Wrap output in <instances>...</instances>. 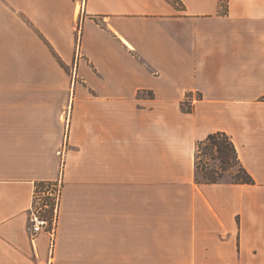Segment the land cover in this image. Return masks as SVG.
Here are the masks:
<instances>
[{"label": "crops", "instance_id": "1", "mask_svg": "<svg viewBox=\"0 0 264 264\" xmlns=\"http://www.w3.org/2000/svg\"><path fill=\"white\" fill-rule=\"evenodd\" d=\"M178 1L0 0V264H264V0ZM215 132L254 185L195 182Z\"/></svg>", "mask_w": 264, "mask_h": 264}, {"label": "trees", "instance_id": "2", "mask_svg": "<svg viewBox=\"0 0 264 264\" xmlns=\"http://www.w3.org/2000/svg\"><path fill=\"white\" fill-rule=\"evenodd\" d=\"M172 6L180 7L178 0H167ZM218 7L223 10V1H218ZM62 67L63 63L56 57ZM191 95H187L186 98ZM200 99V96H197ZM264 100V97H262ZM187 100L180 105L181 111L191 113L192 107ZM195 182L199 185L216 184L228 176L229 182L234 185H254V179L240 163L236 148L230 137L224 132L208 134L196 144L194 159ZM49 190V191H48ZM48 191V193H47ZM46 192V193H45ZM45 194L42 202L41 216L51 222L55 209L58 210L60 190L57 182L38 181L34 183L33 195Z\"/></svg>", "mask_w": 264, "mask_h": 264}, {"label": "built area", "instance_id": "3", "mask_svg": "<svg viewBox=\"0 0 264 264\" xmlns=\"http://www.w3.org/2000/svg\"><path fill=\"white\" fill-rule=\"evenodd\" d=\"M43 207L46 208V206ZM41 212V207H31L28 217V230L31 232L32 236H35L36 234H39L41 232H46L53 240L56 230L57 210L55 209L50 223H48V221L41 216Z\"/></svg>", "mask_w": 264, "mask_h": 264}, {"label": "rangeland", "instance_id": "4", "mask_svg": "<svg viewBox=\"0 0 264 264\" xmlns=\"http://www.w3.org/2000/svg\"><path fill=\"white\" fill-rule=\"evenodd\" d=\"M75 5L78 6V12L80 11L79 16L78 17L76 16V23L74 24V30H73L74 31V34H75V39H76V41H78V39L80 38V20H81V13L84 10V0H77V2H76ZM223 5H224V2H223ZM82 18H83V16H82ZM188 98H191V96L188 97ZM194 98L192 97L191 99H194ZM196 98L198 99L197 96H196ZM188 105H189V103L187 102V104H185V107H187ZM223 180L224 181H229L228 176L224 177ZM60 189H61L60 188V183H57V190H60ZM48 191H47V193H48ZM44 196H45V194H43V193H39L38 195L36 194L35 197L33 195V203H32V206H35L37 208H39V207L43 208L42 207V202H43L42 200H43Z\"/></svg>", "mask_w": 264, "mask_h": 264}]
</instances>
